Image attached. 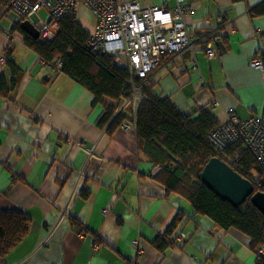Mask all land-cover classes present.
Listing matches in <instances>:
<instances>
[{"label": "crops", "instance_id": "0c3cea01", "mask_svg": "<svg viewBox=\"0 0 264 264\" xmlns=\"http://www.w3.org/2000/svg\"><path fill=\"white\" fill-rule=\"evenodd\" d=\"M187 2L194 10L187 29L199 43L181 60L166 56L150 79L155 92L187 115L208 109L220 124L230 113L263 115L264 67L252 61L264 62V17L250 11L264 0ZM26 20L38 28V17L0 18V76L10 86L16 80L9 98L0 94V211L23 212L31 225L0 264H255L247 235L196 216L168 192L161 167L138 151L133 125L112 134L98 125L102 106L41 63L26 44ZM84 20L93 34L96 18L88 12ZM206 44L216 57L203 51ZM8 62L20 69L17 78ZM178 216V246L159 250L155 241Z\"/></svg>", "mask_w": 264, "mask_h": 264}, {"label": "trees", "instance_id": "16d2710c", "mask_svg": "<svg viewBox=\"0 0 264 264\" xmlns=\"http://www.w3.org/2000/svg\"><path fill=\"white\" fill-rule=\"evenodd\" d=\"M8 14L0 11V18ZM250 14L253 18L264 17V2L252 8ZM24 35L26 44L40 60L93 94L94 104L103 108L98 121L100 127L112 134L121 126L133 125L138 151L161 167L160 174L165 176L168 192L187 200L196 216L210 217L224 230L235 229L247 235L252 241L255 264H264V215L250 198L239 207L223 201L200 178L207 163L219 158L251 181L255 192L264 193V168L241 144L224 151L216 149L210 134L220 123L208 109L184 114L169 98L155 92L151 80L136 79V85L142 88L143 100L133 115L134 88L129 70L123 64H114V59L103 52H90L87 42L91 33L75 15L61 22L60 32L52 41ZM8 65L17 78L20 69L12 62ZM15 86L16 80L10 86L0 76V94L9 98ZM125 101L127 108L118 110ZM182 221L183 217L178 216L158 237L154 244L159 250L178 246L176 240ZM74 223L83 229L78 221ZM30 225L31 218L23 212L0 211V257H5L28 235Z\"/></svg>", "mask_w": 264, "mask_h": 264}, {"label": "built area", "instance_id": "2783aa9c", "mask_svg": "<svg viewBox=\"0 0 264 264\" xmlns=\"http://www.w3.org/2000/svg\"><path fill=\"white\" fill-rule=\"evenodd\" d=\"M81 5L97 20L95 32L87 42L90 52H103L114 59V64L124 63L130 72L135 115L143 100L142 88L135 80H150L166 56L181 60L187 51H195L199 43L187 29L185 17L194 11L187 0H167L154 6H144L136 0H0V11L12 12L22 19L38 17L40 39L52 41L59 34L63 20L73 15L78 18ZM42 11L49 15L46 21L39 16ZM203 51L209 58L217 55V50L209 44ZM252 65L262 69L264 62L256 57ZM210 141L221 151L241 144L264 168V113L247 119L230 113L227 121L211 132ZM134 244L137 246V241Z\"/></svg>", "mask_w": 264, "mask_h": 264}, {"label": "water", "instance_id": "95a60500", "mask_svg": "<svg viewBox=\"0 0 264 264\" xmlns=\"http://www.w3.org/2000/svg\"><path fill=\"white\" fill-rule=\"evenodd\" d=\"M21 28L32 38H40L39 29L31 20L23 21ZM200 178L223 201L239 207L250 198L253 205L264 215V193L255 192L251 181L221 159H211L201 172Z\"/></svg>", "mask_w": 264, "mask_h": 264}, {"label": "rangeland", "instance_id": "374dc122", "mask_svg": "<svg viewBox=\"0 0 264 264\" xmlns=\"http://www.w3.org/2000/svg\"><path fill=\"white\" fill-rule=\"evenodd\" d=\"M156 1L162 3L164 0H156ZM88 12H89L88 8L86 6H84V5H81L80 8H79V12H78V18H79V20L82 21V22H84L85 21L84 20V17H85V15H87ZM11 14H12V16H15L16 15V14H14L12 12L10 13V15ZM41 15H42V18H43L44 21H46L48 19V17H49V15H48V13L46 11H42L41 12ZM123 65H124V63H123Z\"/></svg>", "mask_w": 264, "mask_h": 264}]
</instances>
